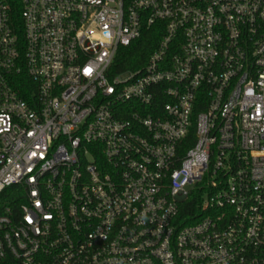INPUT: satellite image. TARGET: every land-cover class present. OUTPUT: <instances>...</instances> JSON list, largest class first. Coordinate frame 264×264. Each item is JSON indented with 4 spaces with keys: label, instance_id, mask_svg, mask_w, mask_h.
<instances>
[{
    "label": "built area",
    "instance_id": "obj_1",
    "mask_svg": "<svg viewBox=\"0 0 264 264\" xmlns=\"http://www.w3.org/2000/svg\"><path fill=\"white\" fill-rule=\"evenodd\" d=\"M0 264H264V0H0Z\"/></svg>",
    "mask_w": 264,
    "mask_h": 264
},
{
    "label": "trees",
    "instance_id": "obj_2",
    "mask_svg": "<svg viewBox=\"0 0 264 264\" xmlns=\"http://www.w3.org/2000/svg\"><path fill=\"white\" fill-rule=\"evenodd\" d=\"M158 39V36L151 30L146 32L141 39L133 42L130 46L120 48L116 59V70L119 72L138 67L152 52ZM188 141L189 146L193 141V133L189 134Z\"/></svg>",
    "mask_w": 264,
    "mask_h": 264
}]
</instances>
